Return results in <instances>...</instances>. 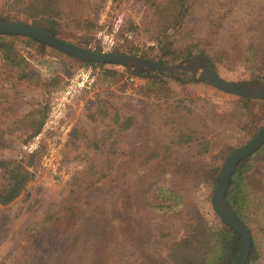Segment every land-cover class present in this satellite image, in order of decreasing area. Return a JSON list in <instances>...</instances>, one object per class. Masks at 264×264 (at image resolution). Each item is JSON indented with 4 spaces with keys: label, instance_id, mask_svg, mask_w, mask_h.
Here are the masks:
<instances>
[{
    "label": "rangeland",
    "instance_id": "374dc122",
    "mask_svg": "<svg viewBox=\"0 0 264 264\" xmlns=\"http://www.w3.org/2000/svg\"><path fill=\"white\" fill-rule=\"evenodd\" d=\"M0 21L168 66L205 63L203 52L221 78L264 83V0H0ZM7 41L24 63L0 55V195L6 170L26 181L0 204V264H225L234 235L212 195L226 159L264 125V100L192 82L190 71L140 78ZM192 131L207 153L171 148ZM248 158L230 199L264 264V146Z\"/></svg>",
    "mask_w": 264,
    "mask_h": 264
},
{
    "label": "water",
    "instance_id": "95a60500",
    "mask_svg": "<svg viewBox=\"0 0 264 264\" xmlns=\"http://www.w3.org/2000/svg\"><path fill=\"white\" fill-rule=\"evenodd\" d=\"M0 35L27 37L39 41L74 58L100 64L146 68L160 72L190 71L192 82H205L224 93L264 100V83L232 82L221 78L215 71L198 60L188 66H168L161 61L121 53L94 51L64 41L46 31L26 23L0 21ZM264 146V125L245 146L232 153L225 161L219 182L212 195V206L219 218L241 238V247L233 264H246L251 247V237L238 215L226 202V193L239 164Z\"/></svg>",
    "mask_w": 264,
    "mask_h": 264
},
{
    "label": "trees",
    "instance_id": "16d2710c",
    "mask_svg": "<svg viewBox=\"0 0 264 264\" xmlns=\"http://www.w3.org/2000/svg\"><path fill=\"white\" fill-rule=\"evenodd\" d=\"M8 22V21H6ZM34 27H37V28H40L44 31H47V33L49 34H53L55 35L54 32L48 30V29H45V28H41V27H38V26H34ZM11 36H4V35H0V55L2 57H4V59H6L8 62H10L11 64L13 65H20L22 63H24V59L21 57H19V59L17 60L16 58L18 57V54L17 52L15 51L14 47L12 44L9 43V41H7V38H9ZM32 40L33 42L39 44L41 47H45V44L39 42V41H36V40H33V39H30ZM162 52H163V49H161ZM199 58H201L202 60L205 61L206 65L208 68L212 69L213 71H215V65H214V59L211 57V56H208V55H205L203 52H200L198 54ZM89 65H93V66H103V64H96V63H91V62H86V61H83ZM127 69V71L130 72L131 75H134L136 77H140V78H147V77H151L152 75H155V74H163L161 72H158V71H155V70H152V69H146V68H129V67H125ZM239 98H242L243 100H246L247 102L249 103H255L256 105L259 104L258 102L260 101H255L254 99H250V98H246V97H239ZM173 120V118H172ZM128 125V124H127ZM126 125V126H127ZM129 126V125H128ZM121 129H123V131L126 129V127H121ZM187 131H190V129H186ZM193 132L195 131H192L191 133L189 134H186V132H183L182 135H180L178 138H176V140H178V142H172V146L171 148L174 146L179 152L183 153L182 150H185L187 152H191L194 156L195 155H204L205 153L208 152V148H209V141H202V142H198L197 139H194L192 137V134ZM179 143H182L183 145H179ZM170 148V149H171ZM156 150V149H155ZM152 151L151 155H152V158L157 159V158H162L164 159V152L160 149L158 151ZM249 160L251 159H244V161L237 167L236 169V172L235 174L233 175V179L230 183V186H229V189L226 193V202L228 203V205L234 210V212L238 215L239 219L241 220V215L239 214V210L238 209H235L234 206L235 203L233 201H231L230 199V196L231 194L233 193V191L236 189V185H235V176L236 174L241 170V168H243V166L249 162ZM152 163H153V160H152ZM155 163V161H154ZM180 167L182 168H185L186 167V164L184 163H180L179 164ZM6 175H7V180L9 181L8 185L6 186L5 190L1 193L0 195V204L2 205H5V204H8L9 202H11L12 200H14L15 198H17L20 194H21V190L24 186V183L26 181L25 177H24V174H16V169H10V170H6L5 171ZM114 174L115 176L113 177V183H116L117 179H118V173H117V170L114 171ZM156 190H158V192L160 193L161 189L163 188V182L164 181H161V180H157L156 181ZM125 188L129 191H132V192H136L138 189H139V185L137 184H130V183H127L125 185ZM242 221V220H241ZM243 223V221H242ZM244 224V223H243ZM245 225V224H244ZM248 233L250 234V237H251V247H250V250H249V255H248V260L246 262V264H256L260 259H261V249L258 247L257 243L254 242L253 240V236L251 234V230L249 229V227H247L245 225ZM232 234L234 235V245L230 248H228L226 251L225 250H222L221 251V257H218V258H224L226 256V259L224 260L225 261V264H233L237 258V255L239 253V249H240V245H241V238L240 236L233 232L231 229H229ZM237 238V239H236ZM217 255L219 253H216Z\"/></svg>",
    "mask_w": 264,
    "mask_h": 264
}]
</instances>
